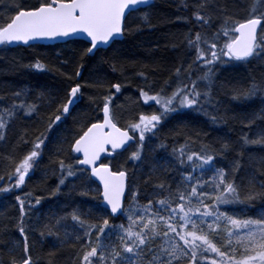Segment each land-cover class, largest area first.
<instances>
[{
	"label": "snow or ice",
	"instance_id": "snow-or-ice-1",
	"mask_svg": "<svg viewBox=\"0 0 264 264\" xmlns=\"http://www.w3.org/2000/svg\"><path fill=\"white\" fill-rule=\"evenodd\" d=\"M181 3L184 8L189 7L187 0H181ZM152 5L153 0H39L37 5L27 6L20 0H12L8 4L10 14H0L3 19L0 45L22 43L30 46V42L44 39L75 42L74 37H83L88 46L82 56L93 55L102 46L110 47L131 33L130 18L150 24L151 14L146 9ZM192 8L194 21L201 29H211L216 21L219 26L211 34L207 30L193 34L190 30L185 35L186 46L194 50L195 57L187 67L183 62L175 67V87L170 78L159 91L150 94L143 88L140 90L143 102H154L158 109L151 113L140 112L125 127H120L112 110L114 97L110 93L102 97V122L83 125L70 141L65 138L68 151L79 155L56 161L59 181L51 195H58L61 186L72 178L81 181L85 190L79 194L87 196L91 191L87 185L98 180L102 190L95 191L103 214L93 215L91 210L86 214L74 208L72 212L49 218L48 222L33 229L29 221L42 198L33 197L31 193H25L23 197L17 195L19 219L15 230L22 241H14L9 251L20 247L22 255L11 256L7 264H38L39 258L34 259L31 254L33 245L28 235L31 231H38L41 238L55 236L62 246L72 238V247L79 245L80 248L77 252L80 264H264V207L257 209L255 216L248 215L247 211L229 214L221 210L222 206L237 205L249 209L258 201L264 205V178L258 179L252 174L240 176L238 182V174L243 170L239 159L231 161L228 170L217 166L218 156L234 150L232 142H221L220 148L216 149L203 143L198 133L196 141L189 137L185 145L173 149L179 165L186 166L175 188L165 183L156 185V189L166 194L159 199L145 196L147 204L139 202L140 189L134 187L127 169L116 166L114 170L111 163L101 160L109 147L113 152L126 150L125 146L133 142L136 148L129 159L143 161L145 149L149 147L147 142L157 135L166 120L185 109L209 116L212 124L224 120L216 108L219 104L215 93L216 68L233 62L264 60V0H252L248 15L243 19H236L235 14L220 6L219 0H197ZM193 65L199 68L196 79L192 78ZM26 67L43 70L46 66L37 61ZM113 68L115 70V65ZM75 75L79 77L80 71ZM140 75L144 76V73ZM96 85L102 87V82L97 80ZM83 87L76 83L68 89L66 100L56 103L55 114L48 117L47 132L71 115L72 108L82 98ZM121 87L120 83L111 85L117 93ZM148 87L151 89L152 85ZM169 88L172 89L170 92ZM232 92L234 100H251L259 96L264 103V77L259 81L253 77L246 87H233ZM44 96L41 93L38 98ZM27 97V89L18 90L7 107H0V141L7 140L10 124L19 113L26 117L39 114L40 105L30 102ZM208 108L216 114L207 112ZM256 118L264 120V116L257 115ZM26 137L27 130L17 137L20 144L30 146L26 153L18 159L5 157L11 170L6 174L7 185L0 186V193L21 189L39 164L48 136L41 132L35 139ZM196 142L200 143L198 151L189 147V143ZM249 146L264 147V131L255 139L243 136L241 149L246 150ZM159 147L165 145L161 143ZM64 151L62 142L56 155L60 156ZM243 154L241 151L238 156L243 157ZM68 159L72 162H67ZM255 159L249 156L250 161ZM258 162L264 165V156L259 157ZM197 172L199 174L194 175ZM206 172L211 175L204 179ZM4 179L0 176V181ZM126 191L131 194L127 204ZM120 216L126 217V225L110 222V217ZM69 218L75 222L73 231L70 233L65 228L61 236V228ZM3 230H7L6 226ZM0 264H5L2 258Z\"/></svg>",
	"mask_w": 264,
	"mask_h": 264
},
{
	"label": "trees",
	"instance_id": "trees-1",
	"mask_svg": "<svg viewBox=\"0 0 264 264\" xmlns=\"http://www.w3.org/2000/svg\"><path fill=\"white\" fill-rule=\"evenodd\" d=\"M12 0H0V14H10L8 4ZM27 6L37 5L39 0H20ZM197 0H187L188 8H184L181 0H154L151 8L146 11L151 14V23H141L139 20L129 19V26L133 31L126 34L123 40L117 41L108 49H101L93 55L82 56L86 46L84 42L74 40L55 45H32L28 47L17 46L0 48V107H7L13 100V93L28 90V100L40 105L38 115L26 117L19 113L11 122L7 133V140L0 141V176L5 179L0 181V186H6L7 173L11 166L5 157L18 159L29 150L28 145L19 143L17 137L24 130L28 131L27 139H35L41 132L48 136L46 147L43 148L42 156L38 166L21 189L12 193H0V258L7 264L11 256L17 258L22 255L20 247L9 251L14 241H22L19 233L15 230V224L19 219V206L15 197L31 193L33 197H41V204L33 210L29 223L33 229L39 224L49 221V218L63 216L79 208L82 212L93 215H102L101 202L95 189L99 187L96 183L87 185L90 188L87 196L79 193L85 190L81 187V181L69 178L65 186H61L58 195L52 196L59 181V171L56 161L62 158L76 156L68 151V141L83 125H90L103 119L102 97L113 94V113L116 115L118 124L125 127L127 123L140 112H153L158 109L154 102L145 104L140 97V90L154 93L159 91L166 80L173 81L175 87L174 69L181 62L187 67L192 63L195 52L186 46L185 35L191 30L193 34L197 31H212L219 26V21L213 23L211 29H201L192 16V5ZM221 7H226L230 14H235L236 19L246 18L252 0H219ZM188 18L186 21L184 18ZM3 23V19H0ZM139 30H136V29ZM175 45V47H174ZM37 61L45 64L43 70L26 67ZM82 65V67H81ZM115 65V70L113 68ZM80 71L77 77L75 73ZM143 72L144 76L140 73ZM199 68L193 65V79L199 75ZM147 77V79H145ZM257 81L264 77V60L253 59L249 63L233 62L231 64L219 65L216 68L215 93L219 104L216 108L224 120L212 124L209 116L203 113L185 109L181 114L170 117L161 126L155 137L147 143L143 161H132L127 157V152L117 154L108 162L116 166H123L129 172V179L134 181V187L140 189V203L147 204L149 198H163L166 194L156 189V185L165 183L175 188L176 182L180 180L181 173L186 166L179 165L173 149H179L186 144L189 137L192 141L200 140L210 144L216 149L220 148L221 142H232L234 150L217 157V166L228 170L231 161L239 159L243 170L238 174L248 176L255 174L258 179L264 178V165H261L259 157L264 156V147L249 146L242 150L240 145L242 137L247 135L251 139L258 137L264 131V120L256 116H264V103L261 97L251 100H234L233 87H246L251 79ZM102 82V87L96 85V81ZM76 83L84 85L82 98L71 110V115L62 119L59 126L53 127L47 132L48 117L55 114L56 103L66 100L67 91ZM120 83L122 85L119 93L115 92L111 85ZM148 85H152L151 89ZM172 89L169 88L170 92ZM44 93L43 99H39ZM93 100L97 102L92 103ZM55 101V102H51ZM210 114L216 113L212 108L206 109ZM254 121L253 123H249ZM63 142L64 153L56 155V149ZM163 143L164 148L159 145ZM135 145V144H134ZM192 150H199L200 143H189ZM155 149V150H153ZM243 151V157L238 153ZM256 157L250 161L249 156ZM67 162H72L70 159ZM188 171L191 169L188 168ZM199 173H194L198 175ZM206 172L204 179L210 176ZM147 181V183H145ZM246 183V180H245ZM75 185V188L73 187ZM154 199V203H155ZM131 200L128 192L126 204ZM34 203V200H33ZM264 207L257 202L255 207L245 209L243 205L222 206V211L243 213L255 216L256 210ZM241 218H246L242 216ZM113 224H127L126 217H110ZM74 223L70 218L63 228L70 233L73 231ZM7 228L6 231L3 229ZM82 235V233H80ZM29 241L32 243V256L38 259V264H80L77 252L79 245L73 248L74 240L69 238L61 245L55 236L41 238L38 231L29 232ZM223 235V233H221ZM7 242V243H5ZM222 243V241H220ZM54 253V255H49Z\"/></svg>",
	"mask_w": 264,
	"mask_h": 264
},
{
	"label": "water",
	"instance_id": "water-1",
	"mask_svg": "<svg viewBox=\"0 0 264 264\" xmlns=\"http://www.w3.org/2000/svg\"><path fill=\"white\" fill-rule=\"evenodd\" d=\"M153 3H154V0H153ZM123 38H124V37H123ZM123 38H121V39H119V40H122ZM73 39H81V40H84L83 37H81V38H75V37H74ZM84 41H85V40H84ZM63 42H65V41H63V40H59V39H57V40H47V39H44V40L32 41V42H30V46H31V45H35V44L52 45V44L63 43ZM17 46L27 47V46H29V45H23L22 43H20V44H12V45H8L9 48H14V47H17ZM2 47H4V45H0V48H2ZM101 48H108V47H103V46H102ZM102 120H103V119H102ZM102 120H101V121H98V122H102ZM118 126L122 127L120 124H118ZM133 145H134L133 142H129V145H126V146H125V147H126V150H125V149H118V150H116V152H113V151L111 150V148L109 147L108 151L105 152V153H103V154L101 155V160H102L104 163H108V160H109L110 158H113V157H114L116 154H118V153H124V152L128 151ZM78 155H79V154H76V156H78ZM114 170H115V169H114ZM93 179H95V178H93ZM95 183H97V184L99 185L100 189L102 190V186L100 185L99 181L96 180ZM127 194H128V192L126 191V193H125V197H126V199H127Z\"/></svg>",
	"mask_w": 264,
	"mask_h": 264
},
{
	"label": "flooded vegetation",
	"instance_id": "flooded-vegetation-1",
	"mask_svg": "<svg viewBox=\"0 0 264 264\" xmlns=\"http://www.w3.org/2000/svg\"><path fill=\"white\" fill-rule=\"evenodd\" d=\"M124 37H125V36H124ZM123 39H124V38H123ZM123 39H122V40H123ZM74 40L84 42V43L86 44V46H88L87 43H86V41H84V40H81V39H73V41H74ZM118 41H120V40H118ZM63 43H67V42H63ZM63 43H56V44H63ZM35 45H42V44H35ZM52 45H55V44H52ZM31 46H32V45H31ZM111 46H112V45H111ZM111 46H110V47H111ZM27 47H28V46H27ZM110 47H108V48H110ZM108 48H100V50H101V49H102V50H103V49H108ZM95 53H96V52H95ZM96 185L99 187V185H98L97 183H96ZM99 189H100V187H99ZM99 200H100V198H99ZM100 202H101V201H100Z\"/></svg>",
	"mask_w": 264,
	"mask_h": 264
},
{
	"label": "rangeland",
	"instance_id": "rangeland-1",
	"mask_svg": "<svg viewBox=\"0 0 264 264\" xmlns=\"http://www.w3.org/2000/svg\"><path fill=\"white\" fill-rule=\"evenodd\" d=\"M145 113H151V112H147V111H145ZM114 115H115V114H114ZM115 117H116V115H115ZM135 148H136V145L132 146V147L128 150L126 156H127V157H130L131 152H132V151H135Z\"/></svg>",
	"mask_w": 264,
	"mask_h": 264
},
{
	"label": "bare ground",
	"instance_id": "bare-ground-1",
	"mask_svg": "<svg viewBox=\"0 0 264 264\" xmlns=\"http://www.w3.org/2000/svg\"><path fill=\"white\" fill-rule=\"evenodd\" d=\"M185 38V37H184Z\"/></svg>",
	"mask_w": 264,
	"mask_h": 264
}]
</instances>
